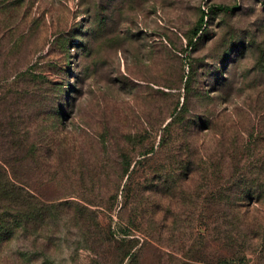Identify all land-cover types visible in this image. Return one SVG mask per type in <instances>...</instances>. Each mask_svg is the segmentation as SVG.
I'll use <instances>...</instances> for the list:
<instances>
[{
	"label": "rangeland",
	"instance_id": "1",
	"mask_svg": "<svg viewBox=\"0 0 264 264\" xmlns=\"http://www.w3.org/2000/svg\"><path fill=\"white\" fill-rule=\"evenodd\" d=\"M14 187L0 264H264V0H0Z\"/></svg>",
	"mask_w": 264,
	"mask_h": 264
},
{
	"label": "trees",
	"instance_id": "2",
	"mask_svg": "<svg viewBox=\"0 0 264 264\" xmlns=\"http://www.w3.org/2000/svg\"><path fill=\"white\" fill-rule=\"evenodd\" d=\"M199 34L200 32L196 34L197 35L196 38H200ZM189 45L191 48H194L196 45V41L192 40V42ZM28 197L29 196L27 197L25 196L24 192L21 189L16 188V187H14V189H12L7 194L6 193L2 194L1 192L0 201L2 200L6 201L5 202L6 204L2 206L1 208L6 210L4 211L6 218L10 216V220L6 221V219H4L3 222L6 225L5 230L10 231V233L11 231H15V229L18 230V228H20L19 222H21L22 220H24L26 224L30 222H37V220H41V223H44V219H45L44 208H42L40 211L38 210V207L33 209L29 205ZM14 213H16L17 215H14ZM0 216L4 218L3 214H0ZM94 225H96L98 228L96 227L97 229L94 231L86 227L85 234L87 235L88 240H91L92 245L95 247L96 250H98V252L102 249H114V250L118 249L119 250L120 247H125L123 243H125L127 240L126 241L119 240L113 236L111 237L107 235L104 236L101 234V230L99 229L98 224L96 223ZM26 227H28V225ZM0 236L1 237L3 236L1 239L2 241L3 240L7 241L11 237V236L6 237V235L3 233L0 234ZM129 245H127V247H129Z\"/></svg>",
	"mask_w": 264,
	"mask_h": 264
}]
</instances>
